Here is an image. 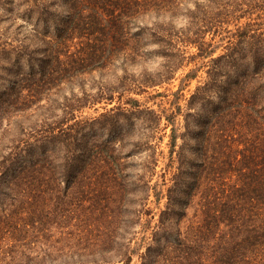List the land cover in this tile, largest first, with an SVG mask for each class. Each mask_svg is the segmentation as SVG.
<instances>
[{
  "label": "trees",
  "instance_id": "trees-1",
  "mask_svg": "<svg viewBox=\"0 0 264 264\" xmlns=\"http://www.w3.org/2000/svg\"><path fill=\"white\" fill-rule=\"evenodd\" d=\"M167 1L0 0V209L1 195L11 200L9 213H0V228L9 229L3 257L13 259L16 233L41 222L22 217L24 204L39 198L47 208L41 214L55 218L39 229L47 264H129L134 228L151 214L145 206L152 196L166 201L139 264H264V0H231L250 15L231 12L235 42L214 57L219 45L205 46L210 27L197 15L207 6L181 0L166 11ZM179 14L194 29L186 35L193 59L209 60L185 113L177 98L152 109L131 97L183 67V51L160 20L172 23ZM242 18L249 21L238 23ZM17 19L34 21L39 47L31 55L14 33L8 41ZM156 58L159 69L150 72L146 63ZM198 68L182 80L194 79ZM114 99L97 117L76 119L85 106ZM161 121L170 126L168 185L165 174L150 184L141 171L148 166L153 176L158 166L156 144L142 136ZM81 240L88 251L63 249Z\"/></svg>",
  "mask_w": 264,
  "mask_h": 264
},
{
  "label": "rangeland",
  "instance_id": "rangeland-1",
  "mask_svg": "<svg viewBox=\"0 0 264 264\" xmlns=\"http://www.w3.org/2000/svg\"><path fill=\"white\" fill-rule=\"evenodd\" d=\"M173 1V0H172ZM171 0H168L167 2L163 3V9L166 11H171L176 5L180 4L181 0H174L172 2ZM209 0H198V3H201L200 6L205 7L208 9H200L197 12L198 17H203V15L206 16V20H208V25L206 26L209 28L210 31L204 32L202 35L203 42L205 43V46H217L219 45V49L216 51V53L213 55L216 56L217 54L221 53L223 50L222 48L227 45L228 42H235V39L231 37L230 31H233L234 27L233 24L235 23V20L233 16H231V12L234 10L236 11L237 15H250L247 14L248 7L245 6L243 3H239L238 8L234 9L231 5V0H212L213 4L208 2ZM58 4V3H57ZM57 12L60 14L63 13V6L58 4V7L56 8ZM208 10V11H207ZM164 11V10H163ZM178 10H175L177 12ZM207 13V15L205 14ZM252 18L255 17L253 14L251 16ZM164 22L166 25V32L171 35L172 44H174V47H177L181 51H183V67L178 69L173 73L171 78L163 82L162 84L155 86L154 88H147L144 92H141L139 94H131V97L137 98L144 106L150 107L152 109H167L169 106V102L177 98L178 104L182 109V113H185L186 108V102L190 95L193 93L195 88L199 85H201L205 78H206V69H207V62L208 59L198 60L193 59V54L196 52L195 48L188 46V39L187 38V32L188 27H191L192 31L194 30L192 28V24L190 19L182 17L180 14L178 17H176L172 23L171 21L166 20V17L163 19H160ZM247 18H242L239 20L238 23L244 24L247 22ZM254 21V20H253ZM254 22L259 23V20H255ZM264 21H262L263 23ZM7 23V22H6ZM155 21L153 19L148 21V25L150 27L153 26ZM159 25V22H156ZM161 23V22H160ZM34 21H23L17 19L15 22L9 24L8 27V41L9 33H14L16 37H18L23 46H24V54H33L35 50L39 47L37 44V38L38 36L34 33L33 25ZM6 25V24H5ZM4 26L1 25V27ZM261 26V25H260ZM258 26V27H260ZM254 28H257V26H254ZM150 47H156L153 44H150ZM161 63V58H156L150 62H147V69L151 72L154 69H159L158 65ZM202 64V66H201ZM200 67V68H198ZM198 68V71L196 72V76L194 79H191L190 81H183V77L186 73H188L190 70ZM155 71V70H154ZM181 88V89H180ZM77 88L74 89L76 91ZM94 92V91H92ZM159 93L161 96H158ZM117 101L114 99L111 103H106L105 100H102L100 103H97L95 105H87L84 108H82L80 111L76 112V119L77 120H90L91 118L97 117L100 113H103L105 110L110 109L114 105H116ZM183 117L177 116V120L175 123V126H177V133L183 132ZM169 133H170V126L165 127L164 121H161L159 126L157 127L156 131L151 134L148 133L146 129H144L143 132V139L148 140V142H151V144H156L157 146V157H158V166L155 169V173L153 176L151 175L150 171L151 169H148V166L144 167V175L146 180H150V184H153L155 181L157 184L163 183V174H165V181L167 182L169 179V174L164 173L167 172L166 169V163H167V151L168 146L167 142L169 140ZM181 144V140L178 138L177 145ZM117 147L118 143H115L114 145ZM104 147L107 148V145L105 144ZM149 155V151L144 152L141 155V158H146V156ZM134 158V157H133ZM129 160L134 161V159ZM140 159V157H139ZM148 158L145 159L147 161ZM46 165H48V161H46ZM145 164V163H144ZM40 165V162H38V166ZM146 165V164H145ZM129 169H132L131 167ZM1 171V170H0ZM4 171V170H2ZM46 171V170H41ZM169 183L167 182L166 185ZM166 185H160L158 186L160 189L163 190V193H165ZM73 196H77L78 193L73 190ZM2 198H4L2 208L0 209L1 215L3 213H9V210H11V200L9 198H6L4 195H1ZM165 198H162L158 204L154 203V198L152 196L149 197V199L146 202L145 209L150 210V215L143 216L142 219L139 222V225L134 228L135 231V239L130 246L134 249V255L132 256V260L129 264H139V257L141 251H143V246L148 243V237L151 235V231L154 229V225L157 221L159 210L163 209ZM42 203H39V198L30 201H27V203L24 204L22 211V217H24V220H27V222H30L31 220H41L39 225H36V230H34L32 227H29L28 230L25 232H18L16 233V237L21 240L20 244L14 245L10 249L13 259L9 260V256L3 257V254L9 250V247L0 248V264H47L43 257L42 253L44 250H47V247L44 245L46 240L42 237L41 232H39V229L43 228V225L47 222L54 221L55 218L53 216L46 218L45 215H42L41 213L46 211V207H41ZM27 207V209H26ZM51 208V207H49ZM2 211V212H1ZM40 215V216H39ZM3 220V219H1ZM25 222V221H24ZM12 235V232H10ZM9 229L6 224L2 223V227L0 228V241H3L8 237ZM14 235V234H13ZM57 238L52 237L51 244L56 240ZM49 240V241H50ZM78 244L73 247H69V245ZM87 244H90L86 240H81L79 242L76 241H69L64 242L63 249L65 252L70 249L69 252L73 251H88ZM58 247V244H56ZM60 245V244H59ZM20 246V247H18ZM142 246V247H141ZM86 247V248H85ZM141 247V248H140ZM4 252V253H3ZM114 264H121V263H114Z\"/></svg>",
  "mask_w": 264,
  "mask_h": 264
}]
</instances>
